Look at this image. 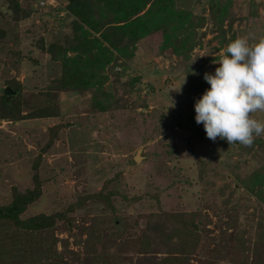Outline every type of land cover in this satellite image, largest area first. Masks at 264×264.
Here are the masks:
<instances>
[{
	"label": "rangeland",
	"instance_id": "1",
	"mask_svg": "<svg viewBox=\"0 0 264 264\" xmlns=\"http://www.w3.org/2000/svg\"><path fill=\"white\" fill-rule=\"evenodd\" d=\"M18 1L30 12L15 22L5 0H0V29L5 31L0 40V82L15 79L25 85L21 113L31 114V119L19 124L0 119V201L11 188L32 189V165L40 156L37 170L43 194L21 217L54 215L56 223L39 233L14 234L9 242V233H1L0 248L15 249L0 264L160 260L167 256L160 248L152 247L149 253L143 249H149L147 236H153L161 213L192 216L201 238L190 241L189 264H264V202L244 187L253 186L248 179L255 172L264 173V135L254 137L251 146L229 145L219 137L207 138L203 124L194 120V103L210 87L203 76L214 73L219 65L213 61L228 43L246 37L252 45L264 38V0H232L234 22L223 21L221 26L210 18L205 0H174L178 10L193 11L195 17L205 7L198 44L193 46L191 32L178 56L174 46L161 49L160 31L138 41L130 40L129 32L119 33L120 50L133 54L123 59L111 49L117 60L105 66L103 89L112 111L92 114L87 92L55 91L54 116L36 120L37 112L47 108L42 90L61 74L60 62L52 61L48 51L71 24L69 1ZM89 1L94 6L96 0ZM121 7L119 14H111V26L126 22L128 2ZM99 37L91 33L88 39ZM35 68L44 73L43 79L32 73ZM251 118L264 122V112L252 113ZM51 134L55 139L43 152ZM138 151L141 158L133 164ZM97 193L103 199L78 202ZM70 206L75 208L69 210ZM61 214L71 218L69 229L63 218L59 220Z\"/></svg>",
	"mask_w": 264,
	"mask_h": 264
},
{
	"label": "trees",
	"instance_id": "2",
	"mask_svg": "<svg viewBox=\"0 0 264 264\" xmlns=\"http://www.w3.org/2000/svg\"><path fill=\"white\" fill-rule=\"evenodd\" d=\"M68 1L69 3L66 10L68 12V18L71 19V24L67 26L64 36L59 40L57 39L54 44L49 47L48 51L52 61L60 62L61 74L52 80L48 88L43 87V96L48 98V102L46 103L47 108L46 106L42 107L41 110L37 112L34 120L53 117L54 115L52 113L55 111L54 104L56 103V92L67 90L87 92L90 96L92 114H101L112 111L110 106L111 103L107 101L110 97L103 89V84L107 80V77L103 74L105 66H107L108 63L117 60L114 58L111 49H115V51L117 50L119 54L122 55L123 59H129L133 54V52L126 54L120 50L122 37L118 35L119 33L126 34L129 32L131 35L130 40L138 41L144 35L160 31L163 38L161 49H165L168 46H174L173 52L179 56L180 53H184V44L188 41L187 36H190L191 32L195 35L192 41L193 46L200 42V33L198 34V31L202 30L206 22L205 18L202 17L203 12L205 11L204 6L202 13L195 17L192 13L193 11L186 9L183 11L178 10L175 7L174 0H96L94 6H91L89 0ZM123 1H127L128 6L130 7L128 10L129 12H127L125 17L126 22L121 26H111L109 24L110 19L112 18L111 14L116 16L121 12ZM205 1V4L208 5L209 12L211 13L210 18L213 19L215 24L216 22L219 23L217 26H221L223 21H228L230 24L234 22V19L231 16L232 0ZM5 2L11 16L10 18L15 22L26 18L30 12L26 13V7L20 4L18 0H5ZM148 3L150 6L143 14H141ZM94 8H96V12H94ZM97 8L99 9L97 10ZM92 19H94V21H91ZM91 33H99L100 37L88 39V36H91ZM4 37L5 31L0 29V40ZM105 42L107 43V47H104ZM222 42L223 41L220 40V46ZM189 48L191 47H188V49ZM70 52H74L75 56H69L68 53ZM1 53H3L2 44H0V55ZM24 64L26 65L27 62L23 63V65ZM32 70L34 75L38 74L37 78L43 79L44 73L37 68ZM133 81H136V79H133ZM5 85L9 86L13 94H5V89L3 88ZM24 86L25 85L15 79H5L3 83L0 82L1 120L10 121L12 124H19L22 123V121H28L31 119V114L23 116L21 113L22 106L26 105L21 97V92L24 90ZM51 90H54V93H51ZM202 132L203 130L199 131L201 136H204V133L202 134ZM54 139L55 135L51 134L48 145L44 147L43 152L47 151L50 143ZM39 160L40 156L34 160L35 162L32 165V170L34 171L32 173V189H26L23 192H20L16 188H11L8 197L4 195L6 198H1L0 234L9 233L8 241L6 238L4 239L7 242L14 240V234H18L19 237V232L35 234L42 230L52 229L51 227L54 226L56 220L54 215L39 214L26 220L21 217L23 212L27 208L35 205L41 199L43 194L41 190L42 182L38 178L37 170ZM132 163L134 164L135 162L132 161ZM261 179H264V173L255 172L248 179L249 181L251 180L254 182L253 186L244 183V187L247 192L257 197L258 200L264 202V190L262 189L263 182ZM53 195L54 193L52 192L50 197H53ZM98 198L103 199L102 193L84 196L82 200H79L78 202ZM74 208V206H70L69 210ZM160 215H163L161 216L162 220L161 222L158 221L159 225L157 224L154 228L153 236H147L149 240L147 241L149 249L143 250L144 252L149 253L151 251L153 252L152 247H156L160 248L161 254L165 253L167 256L160 260H156L155 258L150 259L146 264H189L188 251L192 244L190 241L198 243L201 238V235L195 232L197 230L193 228L194 223L192 216L186 218L185 215L179 217V215L175 216L168 213H161ZM58 218L59 220H62L63 218L64 228L69 229L67 223L71 221V218L66 217L65 214H61ZM1 229H3V231ZM2 236L3 234L0 235V239H2ZM173 239H177L178 242H174ZM16 241L18 243L21 242L20 238H17ZM28 241L29 243L31 242L30 240ZM33 241H35V239H32V242ZM53 241L55 243L57 240L55 239ZM10 247L7 252H4L3 249L0 248V259L3 257L2 259L6 260V254L14 251L15 248L12 246ZM183 247H186V249L184 250ZM48 252L50 254L51 250ZM144 260L145 257H137L135 264H145ZM37 264L63 263L52 260Z\"/></svg>",
	"mask_w": 264,
	"mask_h": 264
},
{
	"label": "clouds",
	"instance_id": "3",
	"mask_svg": "<svg viewBox=\"0 0 264 264\" xmlns=\"http://www.w3.org/2000/svg\"><path fill=\"white\" fill-rule=\"evenodd\" d=\"M213 63L219 65L214 73L203 76L210 87L194 103L195 123L211 140L251 146L264 135V122L251 118L264 112V38L250 45L237 37Z\"/></svg>",
	"mask_w": 264,
	"mask_h": 264
},
{
	"label": "water",
	"instance_id": "4",
	"mask_svg": "<svg viewBox=\"0 0 264 264\" xmlns=\"http://www.w3.org/2000/svg\"><path fill=\"white\" fill-rule=\"evenodd\" d=\"M5 94L9 95V94H13V92L10 90L9 87H7V88H5ZM139 153H140V151H138L137 154L134 157V162L135 163H138L140 158H141ZM194 229L197 230V227L194 226Z\"/></svg>",
	"mask_w": 264,
	"mask_h": 264
}]
</instances>
